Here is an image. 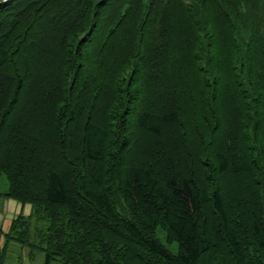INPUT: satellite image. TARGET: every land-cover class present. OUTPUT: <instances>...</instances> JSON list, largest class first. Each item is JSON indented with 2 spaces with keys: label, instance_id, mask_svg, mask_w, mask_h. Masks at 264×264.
I'll return each mask as SVG.
<instances>
[{
  "label": "trees",
  "instance_id": "obj_1",
  "mask_svg": "<svg viewBox=\"0 0 264 264\" xmlns=\"http://www.w3.org/2000/svg\"><path fill=\"white\" fill-rule=\"evenodd\" d=\"M3 174L0 264H264V0H0Z\"/></svg>",
  "mask_w": 264,
  "mask_h": 264
},
{
  "label": "rangeland",
  "instance_id": "obj_2",
  "mask_svg": "<svg viewBox=\"0 0 264 264\" xmlns=\"http://www.w3.org/2000/svg\"><path fill=\"white\" fill-rule=\"evenodd\" d=\"M95 17H98L97 15ZM109 108V107H108ZM99 113L96 114V116H98ZM98 123V122H97ZM100 124V123H98ZM75 130V129H74ZM164 150V149H162ZM158 152V151H156ZM153 152V153H156ZM153 153H149L150 156H152ZM9 188V181L8 178L5 174L2 175L1 179H0V192L5 193L8 191ZM8 200L2 199L0 196V227L3 228V230L5 232H7L10 227H11V223L14 219H17L20 216H28L31 213V205L27 204V205H23L20 202H16L14 200H10L8 202V204L10 203H16V205L13 207L15 209H10L8 210L6 207L8 206L7 204ZM12 212V213H10ZM1 224H4L3 226H1ZM162 237V235H160ZM3 246V241H2V237L0 238V249ZM169 247L172 250H176V247L174 245H169ZM30 256L29 254V249L27 247H22L21 244H17V243H13L10 247V252L8 254V260L7 262H15L18 260H21V262L24 263H28L29 259L28 258ZM35 258L34 261H31L30 259V263L31 264H43L44 262V254L39 252L37 253L34 257Z\"/></svg>",
  "mask_w": 264,
  "mask_h": 264
},
{
  "label": "crops",
  "instance_id": "obj_3",
  "mask_svg": "<svg viewBox=\"0 0 264 264\" xmlns=\"http://www.w3.org/2000/svg\"><path fill=\"white\" fill-rule=\"evenodd\" d=\"M8 202L9 201H7V204H8ZM16 205V203H10V204H8V206L6 207L8 210H10V209H15V208H13L14 206ZM10 213H12V212H10ZM4 224H1V226H3ZM29 258V257H28ZM23 264H31L30 263V259H29V262L27 263H24V262H22ZM44 263V262H43Z\"/></svg>",
  "mask_w": 264,
  "mask_h": 264
}]
</instances>
